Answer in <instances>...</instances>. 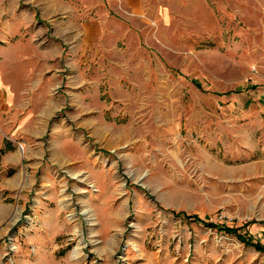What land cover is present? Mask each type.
Here are the masks:
<instances>
[{
	"label": "rangeland",
	"instance_id": "rangeland-1",
	"mask_svg": "<svg viewBox=\"0 0 264 264\" xmlns=\"http://www.w3.org/2000/svg\"><path fill=\"white\" fill-rule=\"evenodd\" d=\"M4 2L0 264H264V0Z\"/></svg>",
	"mask_w": 264,
	"mask_h": 264
},
{
	"label": "crops",
	"instance_id": "crops-1",
	"mask_svg": "<svg viewBox=\"0 0 264 264\" xmlns=\"http://www.w3.org/2000/svg\"><path fill=\"white\" fill-rule=\"evenodd\" d=\"M5 0H0V5H9ZM8 1V0H7ZM9 14L5 15V22L0 31V110L9 109ZM11 48V50L13 49Z\"/></svg>",
	"mask_w": 264,
	"mask_h": 264
},
{
	"label": "trees",
	"instance_id": "trees-1",
	"mask_svg": "<svg viewBox=\"0 0 264 264\" xmlns=\"http://www.w3.org/2000/svg\"><path fill=\"white\" fill-rule=\"evenodd\" d=\"M234 92H238V91H234ZM228 93H232V91H229ZM172 212H174V211H172ZM175 214H184V216L187 219H192V220H197V221L202 220L197 215H194V214H185V213H181V212H175ZM255 222H256V220L252 219V220L247 221L245 224H252ZM210 224L211 223L206 222V225H210ZM218 228L220 230L225 231L226 233L234 234L242 243H244L247 246H251L254 249H256L257 251L264 254V244H262L259 240H255L251 235L240 233L238 228H236V227H227L224 225H218Z\"/></svg>",
	"mask_w": 264,
	"mask_h": 264
}]
</instances>
